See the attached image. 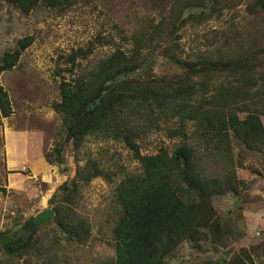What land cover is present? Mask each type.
<instances>
[{
    "label": "trees",
    "instance_id": "obj_1",
    "mask_svg": "<svg viewBox=\"0 0 264 264\" xmlns=\"http://www.w3.org/2000/svg\"><path fill=\"white\" fill-rule=\"evenodd\" d=\"M4 1L29 14L41 4L62 9L77 0ZM242 1L172 0L164 15L145 20L129 35L126 48H115L93 67L78 70V59L88 57L92 47H81L69 57L65 71L70 78L64 75L60 100L53 105L62 117L65 144L78 151L89 135H114L125 142L142 167L141 172L123 177L115 188L120 213L113 227L112 264H166L185 242L196 248H202L210 236L217 244L226 242L214 197L239 192L232 170L234 142L246 151L259 152L264 165V0H247V29L243 35L235 31L220 45L208 43L204 49L186 54L178 31L190 21L200 24L219 17L227 6ZM33 40V36L22 37L15 49L2 55L0 75L15 68ZM103 41L109 42L105 37ZM157 58L173 61L182 72L172 78H151L149 73L137 76L140 69H153ZM197 96L200 98L195 99ZM144 107L154 114L159 110L177 117L168 136L180 137L182 143L144 153L128 119L130 111L134 115V110ZM12 113L9 93L0 80V119ZM190 123L204 137L209 155L230 167L227 175L206 174L201 154L188 142ZM53 152L56 158L52 161L64 163L62 145ZM104 175L97 159L89 158L71 182L62 183L50 198L56 211L51 223L65 239L87 242L91 234L88 220L77 217L71 204L80 182ZM34 217L0 230V250L14 260L34 254L36 249L52 255V247L38 234L43 224L32 225ZM252 253L254 247H244L222 264H251ZM0 264L18 263L1 260ZM36 264H55L54 256Z\"/></svg>",
    "mask_w": 264,
    "mask_h": 264
},
{
    "label": "rangeland",
    "instance_id": "obj_2",
    "mask_svg": "<svg viewBox=\"0 0 264 264\" xmlns=\"http://www.w3.org/2000/svg\"><path fill=\"white\" fill-rule=\"evenodd\" d=\"M172 0H77L67 8L39 5L29 14H23L12 4L0 0V59L7 50L17 47L25 36H33V43L23 52L13 70L4 71L0 80L8 91L13 106L9 117L0 119V230L22 224L48 207L52 195L62 183L75 177L78 167L89 158H95L105 175L89 183L80 182L78 194L71 204L77 217L85 218L91 234L85 243L65 239L51 220L38 231L51 246L55 264H112L115 258L113 227L120 208L115 201V188L126 175L141 172V164L125 142L114 135H89L82 148L76 151L65 144L66 132L62 117L53 105L60 100V83L70 66L69 57L79 48H93L86 58H79V71H85L108 56L117 47L128 46L129 35L153 16L164 15ZM222 15L200 24L191 21L178 32L186 54L204 49L208 43L220 45L235 31L247 29L250 13L247 0L227 6ZM103 37L109 42H104ZM215 41V42H214ZM182 72L173 61L157 58L148 72L140 69L137 76L172 78ZM196 97L195 99H199ZM130 111V122L136 130L144 153H155L160 147L175 148L182 138H170L168 129L176 126L177 117L170 112L148 107ZM264 122V116L262 117ZM191 134L188 142L202 156L206 174L225 176L230 170L218 158L209 155L201 132ZM9 144L12 148L8 150ZM63 148L64 163L54 162L53 148ZM26 156L21 158V153ZM48 154V159L46 157ZM14 161L26 159L19 174H11L8 157ZM22 155V156H23ZM236 182L239 192L214 197V205L221 217L226 242L217 244L210 236L202 248L183 243L166 264H222L246 247L254 261L264 264V165L262 155L233 145ZM26 157V158H25ZM54 160V161H52ZM23 161V160H21ZM22 166V167H21ZM233 172V171H232ZM9 176H11L9 180ZM1 188H5L4 192ZM51 254L36 249L34 254L11 258L0 250V261L18 264L43 262Z\"/></svg>",
    "mask_w": 264,
    "mask_h": 264
},
{
    "label": "water",
    "instance_id": "obj_3",
    "mask_svg": "<svg viewBox=\"0 0 264 264\" xmlns=\"http://www.w3.org/2000/svg\"><path fill=\"white\" fill-rule=\"evenodd\" d=\"M56 215L55 208L53 207H48L45 208L44 210L40 211L37 213L32 221L33 227L42 225L50 220H52Z\"/></svg>",
    "mask_w": 264,
    "mask_h": 264
},
{
    "label": "crops",
    "instance_id": "obj_4",
    "mask_svg": "<svg viewBox=\"0 0 264 264\" xmlns=\"http://www.w3.org/2000/svg\"><path fill=\"white\" fill-rule=\"evenodd\" d=\"M10 148H12V146H11V144H9V147H8V150L10 149ZM12 150H14L13 148H12ZM22 155L24 154V153H21ZM20 156L21 158H23L24 156H26L27 154H26V151H25V155H23V156ZM19 159L18 161H14V156L12 155L10 158L8 157V163H7V165H8V169L10 170V171H13V172H10V175L11 174H13V175H15L14 177H16L17 176V174H19V173H21L19 170H20V168H18L20 165H23V163L24 162H26L27 160L26 159ZM26 158V157H25ZM21 160H23V161H21ZM22 167V166H21ZM10 178H11V176H9V180H10Z\"/></svg>",
    "mask_w": 264,
    "mask_h": 264
}]
</instances>
